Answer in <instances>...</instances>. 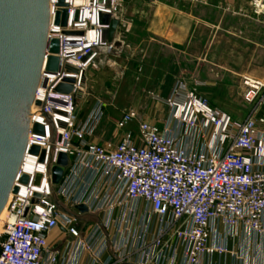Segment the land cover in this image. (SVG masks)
Listing matches in <instances>:
<instances>
[{"label":"built area","instance_id":"1","mask_svg":"<svg viewBox=\"0 0 264 264\" xmlns=\"http://www.w3.org/2000/svg\"><path fill=\"white\" fill-rule=\"evenodd\" d=\"M65 3L63 26L56 24L58 0L50 1L47 37L60 42V66L47 70V49L14 182L19 190L3 210L0 264H212L228 252L211 243L216 222L264 236V115L257 118L264 80L241 76L243 98L252 105L245 120L178 81L163 100L169 115L161 125L131 110L115 121L116 141H96L105 104L96 100L79 118L77 96L88 68L115 49L104 39L101 14L120 19L119 0ZM253 4L264 13V0ZM65 79L74 80L73 92H56ZM35 124L45 133L33 132ZM33 146L45 152L43 161L30 153ZM61 153L68 165L55 185L52 168ZM24 174L28 184L20 183ZM84 213L102 214L101 224L81 229ZM58 229L64 240L55 246L49 237Z\"/></svg>","mask_w":264,"mask_h":264},{"label":"rangeland","instance_id":"2","mask_svg":"<svg viewBox=\"0 0 264 264\" xmlns=\"http://www.w3.org/2000/svg\"><path fill=\"white\" fill-rule=\"evenodd\" d=\"M168 7L192 16L181 47L154 41L148 31L153 13ZM118 16L121 45L97 57L77 96L79 118L96 100L105 104L96 141H116L115 121L131 110L138 120L166 119L163 100L178 81L235 119L248 117L252 105L243 98L241 76L264 80V13L253 0H119ZM263 115L264 108L257 118Z\"/></svg>","mask_w":264,"mask_h":264},{"label":"water","instance_id":"3","mask_svg":"<svg viewBox=\"0 0 264 264\" xmlns=\"http://www.w3.org/2000/svg\"><path fill=\"white\" fill-rule=\"evenodd\" d=\"M50 0H0V215L9 196L17 193L19 188L14 184L27 148L30 130L31 108L39 84L41 70L47 49L50 52L47 70L59 69L60 50L58 39L48 41L47 33L50 21ZM56 24L66 25L68 11L65 0H58ZM101 23L106 26L104 39L115 42V35L120 19L101 14ZM87 59V58H86ZM68 70L73 67L68 66ZM73 79H65L55 91L69 94L73 92ZM37 105L40 102H36ZM33 132L45 133L40 124L33 126ZM30 153L45 152L39 146H33ZM68 165V156L61 153L58 163L52 168L53 184L58 185ZM41 175L35 183L38 184ZM30 177L22 175L20 183L28 184ZM81 212H87L85 205L76 206Z\"/></svg>","mask_w":264,"mask_h":264},{"label":"crops","instance_id":"4","mask_svg":"<svg viewBox=\"0 0 264 264\" xmlns=\"http://www.w3.org/2000/svg\"><path fill=\"white\" fill-rule=\"evenodd\" d=\"M188 17L192 16L186 10L174 7L158 9L148 21V31L152 34L154 41L163 42L166 46L181 47L187 40ZM115 42H117L115 43L116 50L121 45L117 32ZM164 120L165 118L159 121L149 119L160 125ZM142 209L143 207L141 211ZM70 211V214H77L75 209ZM101 222L102 214L84 213L79 215L78 227L86 229L88 226L101 224ZM61 239L64 240V233L60 229L55 230L49 237L50 243L55 246L62 243ZM211 243L221 244L228 248L227 253L216 254L212 258V264H264V236L256 234L245 226L233 229L225 227L221 222H216L212 231Z\"/></svg>","mask_w":264,"mask_h":264},{"label":"bare ground","instance_id":"5","mask_svg":"<svg viewBox=\"0 0 264 264\" xmlns=\"http://www.w3.org/2000/svg\"><path fill=\"white\" fill-rule=\"evenodd\" d=\"M50 1H51V3H53V1H55V0H50ZM3 215H4V212H2L0 215V222L2 221Z\"/></svg>","mask_w":264,"mask_h":264}]
</instances>
